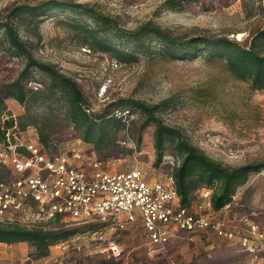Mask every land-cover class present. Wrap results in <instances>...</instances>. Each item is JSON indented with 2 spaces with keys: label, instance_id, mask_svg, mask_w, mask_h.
Returning <instances> with one entry per match:
<instances>
[{
  "label": "rangeland",
  "instance_id": "374dc122",
  "mask_svg": "<svg viewBox=\"0 0 264 264\" xmlns=\"http://www.w3.org/2000/svg\"><path fill=\"white\" fill-rule=\"evenodd\" d=\"M46 1L0 0V14L14 6H35ZM60 1L92 6L127 30L151 22L174 36L226 37L246 44L264 29V0ZM68 15L71 14L67 11L49 17L38 30L34 29V23L18 27L32 55L39 61L54 64L74 79L95 114L108 111L126 119L128 107L122 105L123 100H141L151 106L165 102L157 116L164 124L179 129L190 144L213 160L230 168L251 163L263 165L260 171L250 173L246 183L237 189L229 215L246 218L264 230V91H253L248 82L234 78L219 60L207 61L203 57L168 60L148 53L140 54L136 61L120 62L109 54L81 45L79 34L67 25ZM3 48L0 41V85L14 80L24 67L23 58L7 54ZM152 48L155 50V46ZM35 75L42 80L39 73ZM6 107L20 123L34 120L38 126H46L56 151L81 149L86 155L107 162L110 170L142 169L152 181H164L170 174L171 161L175 159L172 147L156 165L154 126L140 131L143 115L138 110L128 117L123 132L130 141L98 151L73 130L63 101L40 99L25 106L6 100ZM138 135L141 142L136 146ZM201 193V190L194 193L195 205ZM90 225L94 228H89ZM235 226L239 235L247 234L244 223ZM47 227L76 232L68 241L52 245L48 255L41 258L36 257L34 247L28 243L0 244V264H264V252L248 254L238 243V237L225 241L175 231L166 251L150 257L146 235L139 223L118 235H112L109 229L93 235L92 231L100 227L94 223L51 222ZM113 236L120 246L116 256L105 252Z\"/></svg>",
  "mask_w": 264,
  "mask_h": 264
},
{
  "label": "trees",
  "instance_id": "16d2710c",
  "mask_svg": "<svg viewBox=\"0 0 264 264\" xmlns=\"http://www.w3.org/2000/svg\"><path fill=\"white\" fill-rule=\"evenodd\" d=\"M67 11L71 14L67 16V25L79 34L81 45L109 54L120 62L136 61L140 54L148 53H155L161 59L168 60L190 61L198 57L207 61L219 60L224 63L230 75L248 82L253 91H264V29L258 31L246 44L226 37L174 36L151 22L127 30L116 19L92 6L60 0H48L35 6H14L7 13L0 14V41L4 45V51L24 59V67L19 75L0 85V121L3 114L8 112L6 100H14L26 106L40 99L56 98L66 105L68 120L79 138L100 151L120 146L121 142L129 139L123 132L127 128L128 117L138 110L143 115L140 131L154 126L152 138L156 165L161 163L166 150L172 147L177 163L170 169V175L182 206L189 208L194 205V193L203 189L211 191L210 202L214 210L231 202L237 189L246 183L248 175L260 171L263 165L251 163L230 168L213 160L190 144L179 129L164 124L157 116L165 102L151 106L141 100H123L122 105L128 107L126 119L108 111L95 114L90 111L89 102L74 79L63 74L54 64L39 61L32 55L30 46L20 37L18 27L34 23V29L38 30L49 17ZM153 46L155 50H152ZM36 73H39L41 81L36 78ZM33 85L37 87L36 90L32 88ZM122 112L124 111L121 114ZM18 123L21 129L33 125L40 143L50 152L56 151L53 149L54 142L48 137L46 126H38L34 120ZM3 137L0 122V142ZM140 142L141 136L138 135L136 146ZM89 228L93 229L94 226L90 225ZM75 232L76 230H56L49 227L27 229L16 224H0V244L28 243L34 247L36 257L41 258L48 255L52 245L68 241Z\"/></svg>",
  "mask_w": 264,
  "mask_h": 264
},
{
  "label": "built area",
  "instance_id": "2783aa9c",
  "mask_svg": "<svg viewBox=\"0 0 264 264\" xmlns=\"http://www.w3.org/2000/svg\"><path fill=\"white\" fill-rule=\"evenodd\" d=\"M0 122L4 134L0 142V224L33 229L48 228L51 222L94 223L100 227L93 235L101 229L118 235L139 223L150 257L166 251L175 231L225 241L238 237L248 254L264 252V230L246 218L229 215L236 196L214 210L211 191L203 189L196 205L184 207L170 174L164 181H152L142 169L110 170L107 162L81 149L50 152L40 143L36 128L21 129L9 111ZM171 163L173 167L177 162L173 159ZM236 223H244L247 234L239 235ZM109 251L112 256L120 252L114 236L105 248Z\"/></svg>",
  "mask_w": 264,
  "mask_h": 264
}]
</instances>
